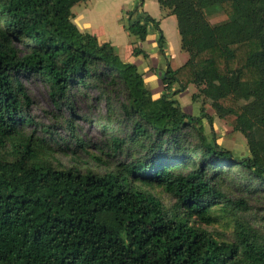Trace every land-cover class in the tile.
I'll return each instance as SVG.
<instances>
[{"label":"trees","instance_id":"trees-1","mask_svg":"<svg viewBox=\"0 0 264 264\" xmlns=\"http://www.w3.org/2000/svg\"><path fill=\"white\" fill-rule=\"evenodd\" d=\"M86 1L0 0V264H264L257 228L237 219L224 239L198 225L215 223L218 206L249 211L246 194L264 191V0H158L189 54L162 78L178 91L159 96L110 41L79 29L72 8ZM214 5L235 19L201 23ZM149 22L162 49L152 16L127 29L144 41ZM24 76L41 78L58 107L104 99L96 121L112 129L108 154L127 148L133 158L103 173L64 165L57 143L28 130ZM190 84L200 91L192 98H209L244 134L249 155L210 138L204 114L184 111L174 95ZM240 100L259 107L249 112ZM158 187L174 197L171 207Z\"/></svg>","mask_w":264,"mask_h":264},{"label":"rangeland","instance_id":"rangeland-1","mask_svg":"<svg viewBox=\"0 0 264 264\" xmlns=\"http://www.w3.org/2000/svg\"><path fill=\"white\" fill-rule=\"evenodd\" d=\"M145 1L150 14L158 22L162 21L164 29L162 32L164 36L169 38L168 50L173 55V58L177 60V66H181L183 64V55L188 57V53L181 49V36L178 32L176 17L175 15L169 16L171 13L168 8L161 7L163 9L161 14L158 0H104V5H100L97 0H90V8H86V2H80L72 8L73 21L75 13H77L79 24L88 22L95 30L103 27L106 33L115 32L116 35L117 30L121 29L123 31L122 27L128 28L130 23L138 19L144 22V17L139 15L138 12L139 9H143L144 4L142 5V3H145ZM105 5L108 11L102 13L99 8ZM87 9H90L89 12L85 11ZM137 14V18L133 17ZM235 17L226 14L220 5H214L205 8L200 21L203 24H215L235 19ZM148 26L150 38L145 45L150 52L149 64L157 67H162L161 63L168 65L169 61L165 56L164 49H161L159 44L153 42L154 36L159 31L153 22H149ZM131 37L133 40L132 44H137L138 39L132 35ZM155 45L158 48L157 50H154ZM115 48L118 50L117 46ZM22 78L33 99L30 114L35 122L27 126L28 130L30 131L32 128L37 127L40 135H48L53 145L57 143L58 157L64 165H76L84 170L89 168L103 173L108 170H115L117 165L133 158V155L127 152V148L115 155L108 154L111 151L109 136L112 135V129H104L101 127V122L96 121L98 115L105 114L106 101L104 99L97 102L92 100L91 97L87 99L78 96V99H75L74 110L68 104H62L58 107L50 97L48 85L41 78L35 76H24ZM175 87V90L178 91L179 83ZM199 92L198 86L191 84L186 92H178L177 96L174 95V97L176 96L187 113L205 115L203 125L206 134L210 138L214 137L217 139L218 143L224 148L231 150L238 157L249 155V146L244 134L234 130L231 121L217 115L212 107L211 100L206 97L192 98L193 94H200ZM240 103L244 104L249 112H254L259 107V102L257 101L248 103V101L240 100ZM151 190L163 200L166 207L169 208L174 204V197L163 188L158 187ZM230 190L233 192L234 189L231 188L227 191L229 192ZM259 190L257 192L259 194H246V199L251 205L249 211L239 210L236 214H233L231 211H222V206H218L212 213L217 217L215 223L211 225L201 223L198 225L207 228L220 238L232 239L236 230V220L239 219L264 234V191L263 188ZM235 194H239V191H235Z\"/></svg>","mask_w":264,"mask_h":264},{"label":"crops","instance_id":"crops-1","mask_svg":"<svg viewBox=\"0 0 264 264\" xmlns=\"http://www.w3.org/2000/svg\"><path fill=\"white\" fill-rule=\"evenodd\" d=\"M89 1L90 0L86 1V4H87L86 8H90V2ZM97 2H99L100 5L105 4L104 0H97ZM143 4H144L143 9H139V12H138L139 15H141L142 17H144L146 15L152 16L147 9L148 7H147L146 1H145V3L143 2L142 5ZM89 10L90 9H87L85 11L89 12ZM160 10H161V14H162L163 9L161 8V5H160ZM99 11H101L103 13V12H107L108 9H107L106 5L100 6ZM75 14L76 15H75L74 21L82 32H88V33L96 34L99 36L100 39L110 41L112 44L115 45V47L117 46V48H118L117 52L119 53V55L121 56L122 59L134 62L139 67L140 70H141V68H143L141 71L144 73V76L146 79V85L148 86L149 89L152 90V92L155 95L159 96L165 92L169 93V92H173L175 90V88H176L175 86L177 83H175L173 85V87H171L170 89L167 90V89H165V86H164L163 81H162V78L165 76V72L169 66L173 69H177L178 67H180V66H177V64H176L177 60L173 58V55H171L169 50H168L167 44L169 42V38L167 36H165V39H164L162 46H163V49L165 52V56H166L167 60L169 61V64L166 65L165 63H161L162 67H160V66L157 67L153 64H149V61H148L150 59L149 58L150 52L147 49V46L145 45V43L149 40L150 34L148 35L146 40L142 41V40L138 39V43L133 45L132 44L133 43L132 37H131L129 31L127 30V28L125 26L122 27L124 33H123V31H121V29H119V30H117V34H116L117 37H115L116 36L115 32H113L111 34L106 33V31L103 27L95 30L91 24L89 25L88 22H84L83 24H79V19H78L77 13H75ZM172 15H174V14H171L169 16H172ZM133 17L137 18L138 14L136 16H133ZM153 18L156 20L155 17H153ZM176 23H177V18H176ZM159 26H160L161 30L164 31V29L162 27V21L159 22ZM178 32H179V30H178ZM159 36H160V33H157L154 36V39H153L154 43L159 44V42H158ZM138 44L140 47L138 46ZM135 49L140 50L141 53L140 54L134 53ZM157 49L158 48L155 45L154 50H157ZM181 49H182V46H181ZM188 59H189V54H188V57H184V55H183V64ZM158 80H160V81L158 82ZM159 84H161V86H159ZM190 86H191V84L188 86L187 89H189Z\"/></svg>","mask_w":264,"mask_h":264}]
</instances>
